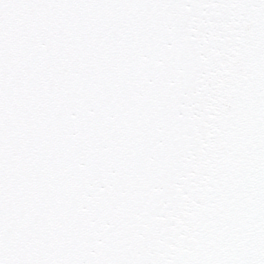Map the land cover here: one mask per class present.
<instances>
[{
    "label": "snow or ice",
    "instance_id": "1",
    "mask_svg": "<svg viewBox=\"0 0 264 264\" xmlns=\"http://www.w3.org/2000/svg\"><path fill=\"white\" fill-rule=\"evenodd\" d=\"M0 264H264V0H0Z\"/></svg>",
    "mask_w": 264,
    "mask_h": 264
}]
</instances>
